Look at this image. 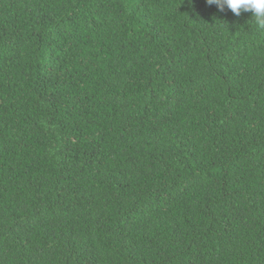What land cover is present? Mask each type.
I'll list each match as a JSON object with an SVG mask.
<instances>
[{
  "label": "trees",
  "instance_id": "16d2710c",
  "mask_svg": "<svg viewBox=\"0 0 264 264\" xmlns=\"http://www.w3.org/2000/svg\"><path fill=\"white\" fill-rule=\"evenodd\" d=\"M0 264H264L250 12L0 0Z\"/></svg>",
  "mask_w": 264,
  "mask_h": 264
},
{
  "label": "clouds",
  "instance_id": "9594fccd",
  "mask_svg": "<svg viewBox=\"0 0 264 264\" xmlns=\"http://www.w3.org/2000/svg\"><path fill=\"white\" fill-rule=\"evenodd\" d=\"M209 6H216L217 10L224 12L226 9L235 16L241 12H250L251 20L255 26L264 30V0H206Z\"/></svg>",
  "mask_w": 264,
  "mask_h": 264
}]
</instances>
